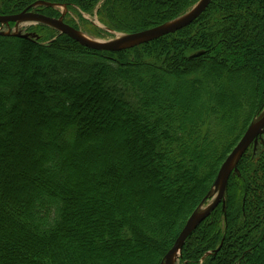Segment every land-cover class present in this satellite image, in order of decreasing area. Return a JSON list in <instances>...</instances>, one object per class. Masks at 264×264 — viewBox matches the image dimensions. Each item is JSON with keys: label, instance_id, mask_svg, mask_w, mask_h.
I'll use <instances>...</instances> for the list:
<instances>
[{"label": "trees", "instance_id": "obj_1", "mask_svg": "<svg viewBox=\"0 0 264 264\" xmlns=\"http://www.w3.org/2000/svg\"><path fill=\"white\" fill-rule=\"evenodd\" d=\"M39 1L89 12L100 0H0V15ZM193 2L105 0L100 19L132 34ZM1 68L0 264H163L264 109V0H212L187 27L117 52L0 35ZM208 251L204 264H264V140L181 262Z\"/></svg>", "mask_w": 264, "mask_h": 264}, {"label": "water", "instance_id": "obj_2", "mask_svg": "<svg viewBox=\"0 0 264 264\" xmlns=\"http://www.w3.org/2000/svg\"><path fill=\"white\" fill-rule=\"evenodd\" d=\"M211 1L212 0H201L189 13H187L186 15H184L183 17L179 18L174 22L162 26L153 27L141 32L123 35L118 39H116L115 41L109 43L92 41L81 35L75 28L66 24L64 21L40 13H36L33 11H28V9L15 15L0 16V24L17 23L25 20H36L55 27L62 34L67 35L68 37H70L71 39L78 42L80 45L84 47L97 51L117 52L123 49L131 48L138 46L140 44L147 43L149 41H153L155 39L177 32L187 27L188 25H190L192 22H194L196 19L200 17V15L207 9ZM0 35H8V34L0 32ZM15 35L23 36L18 33ZM200 54L202 53L201 52L197 53L193 55V57H196ZM263 137H264V115L258 121L252 123L247 128V130L245 131L244 135L241 137L239 142L229 153V155L221 165L213 185L214 190L216 192L215 198L202 212L194 213L188 218L185 226L180 232L173 247L165 255L163 264H175L177 257L181 256L182 247L184 246L188 237L193 233V231L196 230V228L200 225L202 221L208 218L211 215V213L221 203L224 202L230 176L236 170L239 160L242 158V156L245 154V152L250 148V146L253 143L256 145L259 139H263ZM218 250L219 249H217V251Z\"/></svg>", "mask_w": 264, "mask_h": 264}, {"label": "rangeland", "instance_id": "obj_3", "mask_svg": "<svg viewBox=\"0 0 264 264\" xmlns=\"http://www.w3.org/2000/svg\"><path fill=\"white\" fill-rule=\"evenodd\" d=\"M131 1V0H130ZM201 0H194L193 3H189L185 5L182 10L179 12L178 16L175 18L165 22L162 25H166L168 23L174 22L178 20L179 18L183 17L187 13H189ZM242 1H248V0H242ZM105 0H100L95 7L89 12H84L81 10L78 6L72 5V4H60V3H52L47 1H39L35 3L33 6V11L40 12L45 11V13H56L54 15V18L60 19L64 21L66 24L70 25L71 27L75 28L81 35L84 37L101 43H109L112 41H115L119 37L123 35H128L129 33H126L122 31L121 29L112 28L107 23H105L103 20L100 19V13L102 6L104 4ZM130 4V3H129ZM143 9V8H142ZM0 16H6V15H0ZM160 25V26H162ZM43 26L45 29L49 28L57 32V34H54V32L49 31L52 33L53 37L49 35V33L46 30H42L40 33L38 32L39 27ZM0 30L2 32H5L10 35H14L15 32H18L24 36L27 37V39L31 40H42V43L44 45H49L52 42H54L60 34H62L58 29L55 27L36 21V20H25L17 23H11V24H0ZM40 36H39V34ZM131 34V33H130ZM184 35V34H183ZM44 38V39H43ZM70 38V37H69ZM141 45V44H140ZM139 46V45H138ZM135 46V47H138ZM134 48V47H131ZM127 48V49H131ZM124 50V49H123ZM121 50V51H123ZM153 63H157L159 65H164L166 63L165 57H157V58H151L149 59ZM3 70V71H2ZM0 74H7V71L5 72V69H0ZM166 82L168 83L169 87H172V83L170 79H166ZM249 83V81L247 82ZM228 86V85H227ZM168 92V91H167ZM183 92L185 95L190 98L191 100H196L195 104H193V107L197 106L198 97H194L193 92L188 86H185L183 89ZM165 93V92H164ZM264 115V109L259 113L257 117L253 119V121L250 123V125L256 121H258L262 116ZM24 121L28 122L29 119L27 117L24 118ZM15 141V139H14ZM9 148H11V144L8 143ZM216 192L214 190V187L210 188L209 197H207L206 200H203L201 204L197 205L194 209L191 210V215L194 213L202 212L204 209L207 208V206L212 202V200L215 198ZM225 202V200H224ZM190 215V216H191ZM189 216V217H190ZM207 219V218H206ZM205 219V220H206ZM204 220V221H205ZM202 221L201 223H203ZM200 223V224H201ZM211 252H206L203 257L199 260L198 264H204L206 258L210 256ZM182 259V253L181 256L177 257V260L175 264H186L187 262H181Z\"/></svg>", "mask_w": 264, "mask_h": 264}]
</instances>
